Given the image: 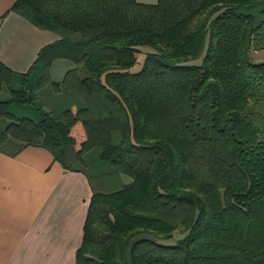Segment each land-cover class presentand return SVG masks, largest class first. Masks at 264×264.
<instances>
[{"label":"trees","instance_id":"16d2710c","mask_svg":"<svg viewBox=\"0 0 264 264\" xmlns=\"http://www.w3.org/2000/svg\"><path fill=\"white\" fill-rule=\"evenodd\" d=\"M11 10L61 37L27 72L0 60V145L45 146L88 175L77 264H264V0ZM61 57L75 66L55 81Z\"/></svg>","mask_w":264,"mask_h":264},{"label":"crops","instance_id":"0c3cea01","mask_svg":"<svg viewBox=\"0 0 264 264\" xmlns=\"http://www.w3.org/2000/svg\"><path fill=\"white\" fill-rule=\"evenodd\" d=\"M17 0H0V60L27 72L46 45L60 39L23 14ZM75 64L53 61L52 80L60 81ZM88 175L66 169L42 145H0V264H77L93 196Z\"/></svg>","mask_w":264,"mask_h":264},{"label":"rangeland","instance_id":"374dc122","mask_svg":"<svg viewBox=\"0 0 264 264\" xmlns=\"http://www.w3.org/2000/svg\"><path fill=\"white\" fill-rule=\"evenodd\" d=\"M142 2H148V3H152V2H155L156 0H140ZM148 48H145L144 51L142 52V54L139 56V60H138V63L136 64V66L134 67L135 70L137 69H140L142 64H143V61L145 59V55H146V51H147ZM251 56H252V59L256 62H260V61H264V48H259V49H253L252 52H251ZM51 76V75H50ZM47 107H49V103L46 104ZM122 184L123 183H126L128 181H130L131 179L128 177V176H122ZM121 185V184H120ZM117 184V182L115 181L114 184L110 187V188H116L118 186H120ZM95 226H99V220L95 223ZM103 230V227L101 229V231ZM101 231H99L97 233V235H101ZM184 234L182 233V230L179 229L175 232V237L173 240H170V241H167V242H173L175 239H178L180 237H182Z\"/></svg>","mask_w":264,"mask_h":264}]
</instances>
